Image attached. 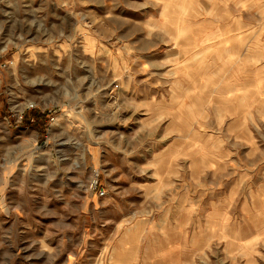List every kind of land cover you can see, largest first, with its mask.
I'll return each instance as SVG.
<instances>
[{
	"label": "rangeland",
	"instance_id": "obj_1",
	"mask_svg": "<svg viewBox=\"0 0 264 264\" xmlns=\"http://www.w3.org/2000/svg\"><path fill=\"white\" fill-rule=\"evenodd\" d=\"M0 264H264V0H0Z\"/></svg>",
	"mask_w": 264,
	"mask_h": 264
},
{
	"label": "trees",
	"instance_id": "obj_2",
	"mask_svg": "<svg viewBox=\"0 0 264 264\" xmlns=\"http://www.w3.org/2000/svg\"><path fill=\"white\" fill-rule=\"evenodd\" d=\"M3 116L10 119L14 125L21 124L24 126H32L36 128L41 135L45 134L47 112H41L38 108L31 109L24 113L20 122H16L9 109L4 108L1 111Z\"/></svg>",
	"mask_w": 264,
	"mask_h": 264
},
{
	"label": "built area",
	"instance_id": "obj_3",
	"mask_svg": "<svg viewBox=\"0 0 264 264\" xmlns=\"http://www.w3.org/2000/svg\"><path fill=\"white\" fill-rule=\"evenodd\" d=\"M33 106H34V104H30V108L29 109H31ZM22 117H23V114H22Z\"/></svg>",
	"mask_w": 264,
	"mask_h": 264
}]
</instances>
